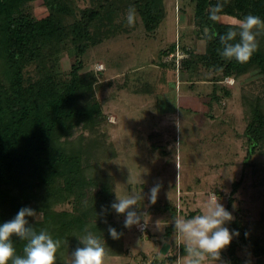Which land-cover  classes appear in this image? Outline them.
Returning <instances> with one entry per match:
<instances>
[{
    "label": "trees",
    "instance_id": "1",
    "mask_svg": "<svg viewBox=\"0 0 264 264\" xmlns=\"http://www.w3.org/2000/svg\"><path fill=\"white\" fill-rule=\"evenodd\" d=\"M37 1L0 0V224L13 219L21 208L33 209L37 217L27 218L30 225L62 241L56 264H71V254L83 247L77 236L85 235V228L100 237L108 256L129 254L125 218L111 208L117 193L115 177L105 167L117 151L108 138L105 125L110 121L98 95L113 79L101 80L105 68L97 69L98 63L89 62L87 53L120 34L136 33L141 24L148 35L154 34L167 17L166 0H42L49 10L43 17L35 13ZM188 2L190 23L196 27V37L205 40V48L199 51L188 45L179 23L175 39L159 52L158 65L171 67L177 78L187 71L199 74L203 68L211 76L200 77L214 82L218 99L221 91L233 94L223 83L233 77L242 85L248 155H264V30L247 63L223 59L218 37L205 35L206 31L224 34L229 28L238 31L237 21L249 14L264 20V0ZM217 2L224 9L220 19L212 21L209 10ZM129 6L136 9L133 26L126 21ZM176 10L184 23L187 9L178 0ZM221 15L236 22L223 21ZM177 46L190 53L178 70L176 59L168 58ZM65 54L71 57L67 70ZM242 179L234 183L230 212ZM226 225L239 235L221 252V260L264 264V213L255 222L240 214ZM110 226L121 233L119 239L111 237ZM14 243L18 254H23L25 242L14 238ZM179 254H184L182 245ZM179 254L163 258L143 254L139 263L149 258L173 263Z\"/></svg>",
    "mask_w": 264,
    "mask_h": 264
},
{
    "label": "rangeland",
    "instance_id": "2",
    "mask_svg": "<svg viewBox=\"0 0 264 264\" xmlns=\"http://www.w3.org/2000/svg\"><path fill=\"white\" fill-rule=\"evenodd\" d=\"M178 1L179 6L187 9L185 22H179L178 18L187 34L185 42L203 51L205 40L196 37V27L188 16L191 4L188 0ZM166 5L169 14L154 34L148 35L141 24L136 33L120 34L87 53L89 62L95 66L104 64L100 79H113L98 92L110 121L105 125L108 138L117 151L104 166L105 170L114 175L118 195H128L133 190L142 193L144 198L136 210L145 213L148 221L147 232L136 225L128 228L129 254L108 256L106 264L136 263L143 254H161L165 241L173 242L169 254H179L174 216L179 213L190 218L193 212L200 214L213 191L227 208L234 183L241 178L231 206L233 217L242 214L246 221L255 222L264 213V155H248L242 85L227 82L233 94L227 96L221 91L223 96L218 99L214 82L200 77L211 76L203 68L199 74L185 72L187 77L182 73L178 85L173 69L158 65L159 52L176 35L177 0H166ZM34 10L39 17L49 13L42 0L34 3ZM221 20L236 22L228 15H221ZM63 67L66 70L71 67V57L66 54ZM147 84L152 85V90H145ZM130 175L136 180L134 184H128ZM156 184L160 185V191L152 204L148 194ZM205 264L216 262L209 259ZM217 264L226 263L221 260Z\"/></svg>",
    "mask_w": 264,
    "mask_h": 264
},
{
    "label": "clouds",
    "instance_id": "3",
    "mask_svg": "<svg viewBox=\"0 0 264 264\" xmlns=\"http://www.w3.org/2000/svg\"><path fill=\"white\" fill-rule=\"evenodd\" d=\"M224 4L217 2L209 10V19L218 21L223 12ZM126 21L129 26L136 22V9L129 6L126 13ZM234 30L229 28L224 34L207 31L208 39L218 37L221 48L218 54L225 60H236L239 63H247L258 50L257 37L264 30V20L259 16L249 14L238 20ZM135 178L130 175L128 184H134ZM160 191V185H154L148 194L150 203L155 204ZM142 193L134 190L128 195H118L111 204V208L118 214L125 215L124 227L133 225L147 226L146 214L138 212L136 207L143 200ZM28 217H37V213L28 207L21 208L10 221L0 224V264H56L57 253L62 241L55 239L46 230L37 231L31 226ZM234 219L232 213L220 202V197L213 191L201 209L200 214L191 218L177 213L174 218L175 243L183 246L184 254L178 255L175 264H205L211 259L221 261V252L231 243L239 232L230 230L225 225ZM160 222L157 221V227ZM108 232L113 239H119L114 227H109ZM83 247H77L71 254V264H106L108 253L100 237L85 228V235L77 236ZM14 238L24 241L23 254H18Z\"/></svg>",
    "mask_w": 264,
    "mask_h": 264
},
{
    "label": "built area",
    "instance_id": "4",
    "mask_svg": "<svg viewBox=\"0 0 264 264\" xmlns=\"http://www.w3.org/2000/svg\"><path fill=\"white\" fill-rule=\"evenodd\" d=\"M190 53L183 50L181 47L177 46V49L174 52H171L168 58H174L176 59L177 63V70L181 68L182 60L186 57H188ZM105 66L102 63L97 64V69H104ZM228 83H234L235 79L233 77H227L225 80ZM140 230H145L147 226H144V222H141V226H138ZM180 255V254H179ZM144 264H175V261L173 263L170 262H162V261H153L151 258H149Z\"/></svg>",
    "mask_w": 264,
    "mask_h": 264
},
{
    "label": "crops",
    "instance_id": "5",
    "mask_svg": "<svg viewBox=\"0 0 264 264\" xmlns=\"http://www.w3.org/2000/svg\"><path fill=\"white\" fill-rule=\"evenodd\" d=\"M167 15L169 14V9L167 10ZM174 23H175V26H176V32H177V29L178 28H180L181 26L179 25V23H178V14H177V10L175 9V12H174ZM45 16V15H44ZM180 26V27H179ZM183 26H186V25H183ZM183 28V27H182ZM181 28V29H182ZM158 68V67H157ZM171 68V67H170ZM121 74L123 73L124 74V72H120ZM159 73H160V75H163V73H162V70H160L159 71ZM174 73V72H173ZM117 75H119V73H117ZM183 75H185L186 77H187V74L184 72L183 73ZM109 78H111V77H108L107 79H109ZM161 78V77H160ZM163 78L164 79H166V77L165 76H163ZM188 79H190L189 77H188ZM159 81H160V79H159ZM185 81H186V78H185ZM206 81H208V80H206ZM181 76L180 77H178V80H177V84L179 85V84H181ZM191 82H193L192 80H191ZM210 82V81H209ZM223 83H226V84H228L227 82H223ZM226 88H230V86L229 85H226ZM147 89H152V87L150 86V84H147L146 85V87H145V90H147ZM148 230V229H147ZM147 230L145 231V232H147ZM170 249H171V243H170V241H165L164 243H163V246H162V249H161V254H159L158 253V256H166V255H168L169 254V252H170ZM123 264H140L139 263V261H137L136 263H129V262H124Z\"/></svg>",
    "mask_w": 264,
    "mask_h": 264
}]
</instances>
